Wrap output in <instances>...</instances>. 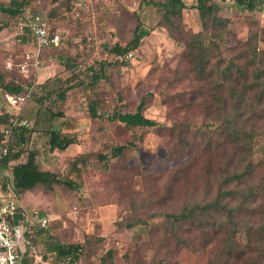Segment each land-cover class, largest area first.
I'll return each mask as SVG.
<instances>
[{
    "label": "rangeland",
    "instance_id": "rangeland-1",
    "mask_svg": "<svg viewBox=\"0 0 264 264\" xmlns=\"http://www.w3.org/2000/svg\"><path fill=\"white\" fill-rule=\"evenodd\" d=\"M214 1L220 6V15L231 23L225 39H215L219 47L213 61L223 58V65L229 61L245 63L250 58V46L264 51V7L252 11L226 0ZM86 3L76 7L68 0H27L31 12L47 15L62 42L40 57V67L32 71L40 82L37 92L20 106L10 103L0 85V116L7 113L31 120L32 129L18 161H24L30 150H37L41 169L76 184L74 188L39 184L16 197L29 217L24 228L31 238V264H264V253L255 248L256 236L248 241L245 232L237 239L243 249L248 247L247 252L242 258L229 260L224 243L205 242L200 228L184 235L191 241L189 246L179 243L164 228L162 212L204 200L209 187L216 190L218 180L214 182L210 167L219 172V179L223 178V147L204 152L212 136L219 144L222 141L219 132L213 130L214 116L206 109L207 94L202 93L207 85L196 79L184 41L170 35L162 6L143 0ZM186 3L183 29L204 31L208 41L213 32L203 30L194 7L196 0ZM138 23L143 29L140 48L127 55V64L108 65L105 76L91 85L90 67L98 68L103 60H116L109 48L115 43L127 44ZM32 52L33 47L19 43L12 17L0 10V83L29 76L21 71V64L26 53ZM71 83L74 86L66 98H57L56 94ZM143 97L147 101L146 116L160 121L161 127H127L112 118L118 110L135 111ZM93 101L98 102L96 118L90 112ZM5 123L0 118L1 128ZM260 126L253 142L256 162H264V119ZM51 130L76 137L78 143L53 149ZM119 144L128 147L114 157L111 150ZM228 149L230 153L232 148ZM99 153L108 155V162L100 160ZM79 155L84 162L77 171L72 162ZM262 168L260 177H264V164ZM6 173L11 170L2 168V184L7 181ZM257 182L264 192V178ZM252 207L256 214L246 219L251 218L258 227L264 222V202ZM35 213L49 217L44 235L38 224L32 226L29 221ZM129 223L134 225L127 226ZM48 234L63 243L87 241L80 260L71 263L47 251L43 237Z\"/></svg>",
    "mask_w": 264,
    "mask_h": 264
},
{
    "label": "trees",
    "instance_id": "trees-1",
    "mask_svg": "<svg viewBox=\"0 0 264 264\" xmlns=\"http://www.w3.org/2000/svg\"><path fill=\"white\" fill-rule=\"evenodd\" d=\"M26 2L27 0H10L9 3H0V10L8 13L14 20L17 38L19 37L17 34L18 21L24 17L22 9L27 7ZM68 2L77 7L80 0H68ZM143 2L160 5L164 8V19L170 27V35L177 41H184L186 57L189 58L192 64L196 79L201 81L203 86L207 85L206 91L202 93L204 96L207 94L206 109L209 115L214 116L212 121L215 123L212 124H215L216 127L213 130L219 132L222 141L219 144V141L212 136L206 147H204V152L223 147L225 153L223 178L219 179V172L210 167L214 182L218 180L216 190L213 191L209 187L208 197L204 200L189 201L184 203L178 210L162 212L165 215L163 226L184 246H189L191 243L184 235L200 228L204 232L205 242L215 244L220 241L224 243L229 260L242 258L247 252L248 247L243 249L237 239V235L242 232L246 233L248 241L256 236L258 243L255 248L264 253V222L258 227L251 223V218L256 214V209L252 206L264 202V192H261L258 188L260 181L257 182L259 178H264L260 177V170L263 169L264 162L263 160L258 162L253 160V142L258 135V128H261L260 122L264 119V51L250 46V58L245 63L229 61L223 65V58L213 61L214 52L219 47L215 39H225L227 33L230 32L231 23L229 18L220 15V6L214 0H196L194 5L199 11L203 30L211 29L213 32L208 41L204 37V31L195 32L183 29V12L187 8L186 0H143ZM229 2L252 11L261 8V6L264 7V0H231ZM35 13L40 14L43 19L48 21L51 33H59V30L52 27L51 20L47 15L40 12ZM176 29L177 31H175ZM142 31V25L138 23L134 28L132 38L127 44L115 43L109 48L110 53L116 55V60L111 62L103 60L99 62L98 68L90 67L91 85H95L105 76L104 70L108 65H125L129 62L127 55L139 49L142 45ZM21 37L22 42L19 43L33 47V37L28 28L21 34ZM59 45L45 47L42 50L41 57L47 49ZM37 70L32 68L30 75L27 77L20 75L15 80L6 83L1 82L0 85L4 93H24L27 85L35 83L33 96L37 92L40 83L32 73V71ZM81 82L84 83V81ZM73 86V83L69 84L59 91L56 97L64 100L67 92ZM97 106L98 102L96 101H93L90 105L91 116L94 118L98 117ZM146 106L147 101L143 97L135 111L118 110L113 113L112 118L127 127H161L162 123L160 121L146 116ZM10 117L11 115L7 113L0 116V118L7 121L2 128L0 127V146L3 144L9 146V153L2 161V165L11 170L10 188L7 187L5 182L2 184L1 189L11 197H18L28 190H33L39 184H44L47 188L52 187L53 184H65L74 188L76 186L74 180L40 168L37 150H30L24 161H18L23 156L24 149L22 145L27 142V133L32 128L31 124L18 127L8 137H5L4 131L10 126ZM202 130L203 128L200 129L201 132ZM49 133L53 149H66L71 144L78 143V138L69 137L56 130H51ZM181 138L184 139L185 137L181 135ZM127 147V144L116 145L112 148L111 155L118 157L124 153ZM229 147L232 148L230 153L228 151ZM82 156H77L72 162V166L77 171H80L79 164L84 162ZM98 156L104 162L109 160L108 155L99 153ZM214 182H211L210 186ZM18 210L24 212L19 205ZM247 216L251 218L246 219ZM25 219H27L26 216ZM37 224L42 229V235L46 234L44 228L47 226L42 227L37 220L34 221L32 226ZM133 225L134 223H129L127 226ZM24 235L31 242L27 229L24 230ZM43 242L47 251L55 253L59 259H69L71 263L80 260L87 243V241L63 243L52 234L43 237ZM250 247L252 248V246ZM108 254L112 257L113 251L109 250ZM217 254L219 255V251H217ZM31 262L29 250H27L22 255L20 264H31Z\"/></svg>",
    "mask_w": 264,
    "mask_h": 264
},
{
    "label": "built area",
    "instance_id": "built-area-1",
    "mask_svg": "<svg viewBox=\"0 0 264 264\" xmlns=\"http://www.w3.org/2000/svg\"><path fill=\"white\" fill-rule=\"evenodd\" d=\"M87 1L92 0H80L79 5H86ZM227 2L231 0H226ZM24 17L18 21L17 38L19 42H22L21 34L25 29H29L33 37V52L26 53V60L21 64V71L28 75L32 68L37 69L40 65V57L42 50L50 45H59L61 42V35L51 33V27L47 20L35 12H31L27 7L23 9ZM11 64V63H10ZM35 90V83L26 86L24 93L10 94L6 93V98L15 106H20L28 98H30ZM30 124V120L19 115H14L10 118V126L5 129V137H8L10 133L18 127L27 126ZM9 153L8 144L0 146V173L1 169L5 168L2 165V161ZM8 175L6 185L10 188V173ZM1 175H0V264H20L22 253L19 248V244L16 238V226L14 223V215L19 212L16 197L7 195L2 189ZM24 218H25V213ZM37 220L42 227H45L49 223V218L35 213L34 218L30 219V223L33 224Z\"/></svg>",
    "mask_w": 264,
    "mask_h": 264
},
{
    "label": "water",
    "instance_id": "water-1",
    "mask_svg": "<svg viewBox=\"0 0 264 264\" xmlns=\"http://www.w3.org/2000/svg\"><path fill=\"white\" fill-rule=\"evenodd\" d=\"M23 219H24V214L21 211L15 213L14 223L16 226V238H17L22 254L25 253V250H24L25 242H24V239H22L23 235H22V231L20 230V221H22Z\"/></svg>",
    "mask_w": 264,
    "mask_h": 264
},
{
    "label": "crops",
    "instance_id": "crops-1",
    "mask_svg": "<svg viewBox=\"0 0 264 264\" xmlns=\"http://www.w3.org/2000/svg\"><path fill=\"white\" fill-rule=\"evenodd\" d=\"M22 213H26L25 211L24 212H22ZM26 215V214H25ZM26 217H27V215H26ZM45 217H47V218H49L48 216H45ZM27 218H29V217H27ZM25 218L22 220V221H20V230L22 231V233H24V230H26L25 228H24V222H25ZM25 239H26V237H25ZM29 244H31V242L30 241H28L27 239L25 240V246H24V250H25V253H26V251L27 250H29V248H30V245ZM20 248V247H19ZM20 251H21V249H20ZM23 255V254H22Z\"/></svg>",
    "mask_w": 264,
    "mask_h": 264
}]
</instances>
